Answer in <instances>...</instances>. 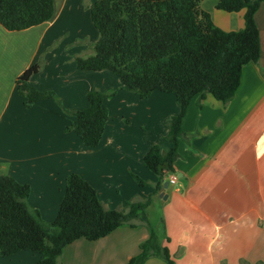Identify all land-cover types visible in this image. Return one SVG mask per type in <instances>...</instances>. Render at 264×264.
Returning <instances> with one entry per match:
<instances>
[{"label":"crops","instance_id":"1","mask_svg":"<svg viewBox=\"0 0 264 264\" xmlns=\"http://www.w3.org/2000/svg\"><path fill=\"white\" fill-rule=\"evenodd\" d=\"M67 1L58 10L54 6L51 20L26 31L0 26V175L29 186L28 205L45 223L56 218L71 174L95 190L106 210H122L151 195L156 176L143 157L154 145L162 152L170 148L164 139L168 121L179 113L171 94L153 92L141 99L123 90L107 70H78L75 59L92 55L98 33L90 27L93 39L87 43L85 38L84 45V39L68 37L59 22ZM87 1L89 11L92 0ZM217 1L201 4L213 24L226 32L241 30L243 12L218 11ZM254 22L258 62L243 67L240 85L227 104L210 96L190 103L174 173L166 175V181L174 176L176 183L163 186L146 209L148 217V209L159 208L153 229L162 227L161 245L175 264H264V2ZM32 66L38 71L28 85L53 93L56 100L43 99L25 109L16 80ZM92 91L115 94L103 101L108 121L101 141L87 148L65 129L74 120L71 113L87 108ZM139 226H121L94 242L74 241L57 264H126L148 239V231ZM41 258L21 252L0 257V264H36ZM144 264L165 263L150 258Z\"/></svg>","mask_w":264,"mask_h":264},{"label":"trees","instance_id":"2","mask_svg":"<svg viewBox=\"0 0 264 264\" xmlns=\"http://www.w3.org/2000/svg\"><path fill=\"white\" fill-rule=\"evenodd\" d=\"M201 0H93L90 21L98 33L92 55L76 58L80 71L107 70L121 88L145 99L153 92L171 94L179 113L168 121L166 152L152 146L143 157L144 166L156 176L153 192L143 201L126 203L122 210H106L95 190L80 176L66 178L65 192L56 218L45 223L28 205L29 186L0 175V257L21 252L42 256L36 264H57L66 246L77 240L94 242L121 226L138 224L149 237L138 254L126 264H144L150 258L175 264L168 248L161 245L162 227L152 230L146 217L151 197L162 191L166 175L174 173L178 144L184 136L182 120L194 99L212 97L227 104L235 95L244 66L256 64L260 39L254 14L264 0H218V11L243 12V28L226 32L216 27L200 8ZM55 0H0V26L8 32H23L52 19ZM37 66L16 80L17 93L29 109L53 93L39 92L28 85ZM115 91L87 94L88 106L71 113L74 118L65 132H74L87 148L101 141L108 121L103 106ZM140 186L146 184L133 177Z\"/></svg>","mask_w":264,"mask_h":264},{"label":"rangeland","instance_id":"3","mask_svg":"<svg viewBox=\"0 0 264 264\" xmlns=\"http://www.w3.org/2000/svg\"><path fill=\"white\" fill-rule=\"evenodd\" d=\"M66 0H55V10H58L59 7H63L64 3ZM204 0L200 1V8L202 9V2ZM206 1V0H205ZM93 3V0H92ZM67 10L65 11L63 17L61 19H59V22L62 23L65 26V30L68 33V37L72 40L76 39V38H80V39H84L83 41V45L86 44L85 38L87 39V43L91 42L93 39V36L91 35V31H90V27L93 29V31L95 30L93 28V26L90 24V18H89V11H86L88 8V1L87 0H68L67 1ZM80 9V10H79ZM76 12H80L79 14H76ZM87 19H86V18ZM90 32H89V31ZM83 33V35H82ZM92 43H91V48H92ZM90 51H92L90 49ZM93 52V51H92ZM89 53V51H88ZM20 96V95H19ZM22 97V96H21ZM23 98V97H22ZM24 99V98H23ZM25 99L24 102L25 103ZM25 108V107H24ZM26 109V108H25ZM62 114L64 116H70L68 115L66 112H64L63 110L61 111ZM159 208L157 206L152 207L151 209L147 210V215L149 217L150 220L148 221L149 224L151 225L150 227L152 228V230L156 231L153 228L157 227V221L160 217V213H159ZM147 217V218H148ZM140 224L136 225L139 226ZM142 227V226H139ZM146 231L147 228H145ZM148 237H149V232H148Z\"/></svg>","mask_w":264,"mask_h":264},{"label":"built area","instance_id":"4","mask_svg":"<svg viewBox=\"0 0 264 264\" xmlns=\"http://www.w3.org/2000/svg\"><path fill=\"white\" fill-rule=\"evenodd\" d=\"M169 184H175L176 183V178L174 176H171L168 180Z\"/></svg>","mask_w":264,"mask_h":264},{"label":"water","instance_id":"5","mask_svg":"<svg viewBox=\"0 0 264 264\" xmlns=\"http://www.w3.org/2000/svg\"><path fill=\"white\" fill-rule=\"evenodd\" d=\"M168 184H169V182L168 181H166V182H164V188H167L168 187ZM162 194H160V196H161ZM166 198V197H165Z\"/></svg>","mask_w":264,"mask_h":264}]
</instances>
